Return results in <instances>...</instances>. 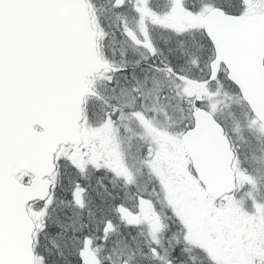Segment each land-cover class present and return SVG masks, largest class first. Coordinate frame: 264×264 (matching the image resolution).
I'll use <instances>...</instances> for the list:
<instances>
[{"label": "snow or ice", "instance_id": "snow-or-ice-1", "mask_svg": "<svg viewBox=\"0 0 264 264\" xmlns=\"http://www.w3.org/2000/svg\"><path fill=\"white\" fill-rule=\"evenodd\" d=\"M0 264H264V0H0Z\"/></svg>", "mask_w": 264, "mask_h": 264}]
</instances>
